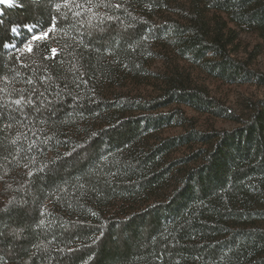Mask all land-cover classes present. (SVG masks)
I'll use <instances>...</instances> for the list:
<instances>
[{"label": "trees", "instance_id": "trees-1", "mask_svg": "<svg viewBox=\"0 0 264 264\" xmlns=\"http://www.w3.org/2000/svg\"><path fill=\"white\" fill-rule=\"evenodd\" d=\"M22 3L0 7V40L18 46L29 34L10 37V24L48 19L47 5ZM93 5L81 24L61 17L7 85L49 77L41 99L52 103L27 126L0 122V264H264V98L236 113L191 74L264 84L233 48L239 32L264 39V0ZM51 49L56 58L42 59ZM17 55L0 47V89ZM155 55L162 67L150 72ZM182 107L236 125L198 128ZM17 136V149L35 148L10 155L4 146Z\"/></svg>", "mask_w": 264, "mask_h": 264}, {"label": "snow or ice", "instance_id": "snow-or-ice-1", "mask_svg": "<svg viewBox=\"0 0 264 264\" xmlns=\"http://www.w3.org/2000/svg\"><path fill=\"white\" fill-rule=\"evenodd\" d=\"M33 2L36 3L38 7L41 5H47V21L42 23V15L40 20L33 19L30 22H16L10 24L7 29L10 37L15 38L23 35L25 32L29 34L28 37L23 41L22 46L13 44L10 40H0V47L4 49H12L19 53V55L12 57L14 62H19V69L11 70L12 80L10 81L7 76L2 78V82L6 85V87L0 89V93H3L7 97L4 100H0V122L7 121V123L3 124L4 129L12 128L17 124H23L24 126H27L24 122L27 120L28 115L34 112L39 116L41 115L42 107L45 105H51L52 103L50 100L41 99L42 97H45L48 91L46 84L50 79L49 77L37 76L35 74L26 75L23 77V83L28 86L27 88L13 87L11 90L7 88L9 83L14 82L21 76L20 69L31 68L30 64L24 62L23 57L25 55L32 57L38 53V43L51 39V34L61 30L59 27L61 17H63L65 23L69 24H71L69 17L78 18L76 23L81 24V20L85 15L91 14L93 17L96 15L94 12L95 6L93 5V0H33ZM0 5L8 7H23L22 0L19 4L16 3V0H0ZM108 6L109 5L105 4V7ZM112 7L119 9L121 6L116 4L112 5ZM53 12L55 15H53ZM2 17L3 12L0 10V27H3L4 25V20ZM106 19L111 21L115 19V17L108 16ZM100 24L102 25L103 21H100ZM72 26L75 28V25ZM92 27L97 28L98 26L92 25ZM98 30L103 32L104 28L98 27ZM50 51L51 55L43 56L42 59L54 60L58 55V50L51 49ZM37 85H39V88H43L44 91H40ZM24 135V133L20 134V136ZM20 136H17L16 139H13L10 142V145L4 146V150L10 155L16 151L31 152L35 148V145L30 143L27 146V149H17V145L20 144ZM66 155H71V153H66ZM15 158V155H13V159ZM30 159L34 158L30 157ZM25 167H27V164H25ZM45 167H47V165ZM28 175L31 176L33 173L29 172ZM0 211H3V209H0ZM93 215L95 214L93 213ZM43 223L44 221L41 220L40 224ZM0 235H3V233L0 232ZM13 235L17 236L19 233L14 232ZM85 264H87V261H85Z\"/></svg>", "mask_w": 264, "mask_h": 264}, {"label": "rangeland", "instance_id": "rangeland-1", "mask_svg": "<svg viewBox=\"0 0 264 264\" xmlns=\"http://www.w3.org/2000/svg\"><path fill=\"white\" fill-rule=\"evenodd\" d=\"M233 48L235 49L234 53L238 57L247 59L250 66L264 76V39L260 38L254 32H239L238 42ZM147 67L150 72H154L162 67V62L155 55L151 58ZM191 74L198 83L203 84L207 88L211 96L219 99L225 106L236 113L245 112V106L250 101L264 98V84H259L254 80L245 84L228 85L210 79L195 69H191ZM152 89V86H146L144 87V93L147 94ZM182 108L188 117H193L195 126L198 128L204 129L212 126L217 129H229L236 125V123L225 119L213 118L198 114L189 108ZM181 131L182 128L179 126L171 127L161 130L160 135H173Z\"/></svg>", "mask_w": 264, "mask_h": 264}]
</instances>
